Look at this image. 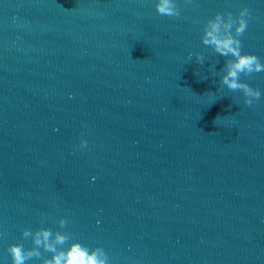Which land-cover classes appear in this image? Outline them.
<instances>
[{
  "label": "water",
  "instance_id": "obj_1",
  "mask_svg": "<svg viewBox=\"0 0 264 264\" xmlns=\"http://www.w3.org/2000/svg\"><path fill=\"white\" fill-rule=\"evenodd\" d=\"M156 3L0 0V264L25 227L111 264H264V71L241 74L248 106L201 39L247 7L241 50L264 62V0Z\"/></svg>",
  "mask_w": 264,
  "mask_h": 264
},
{
  "label": "clouds",
  "instance_id": "obj_2",
  "mask_svg": "<svg viewBox=\"0 0 264 264\" xmlns=\"http://www.w3.org/2000/svg\"><path fill=\"white\" fill-rule=\"evenodd\" d=\"M156 8L161 15L169 17L180 15L176 0H157ZM250 17L251 12L247 7L241 8L238 15L217 12L205 23L201 37L203 43L216 53L229 57L225 62L222 84L231 91H241L248 106L259 101L262 93L259 88H253L242 80L241 74L250 76L264 71V62L256 54L241 50L240 37L247 29ZM195 55L196 60L203 64L205 59L203 54ZM87 146L88 140L81 134L79 147L85 149ZM67 223L66 217L60 218L61 228H65ZM22 235L24 238L32 239L33 247L25 249L22 243L11 244L8 251L12 257V264H27L31 258L41 257V248L52 255L50 258L40 260V264H111L108 253L102 246L90 249L79 240H72L69 246L64 247L71 238L68 232L56 231L53 234L52 229L48 227H41L33 232L25 227L22 229Z\"/></svg>",
  "mask_w": 264,
  "mask_h": 264
}]
</instances>
